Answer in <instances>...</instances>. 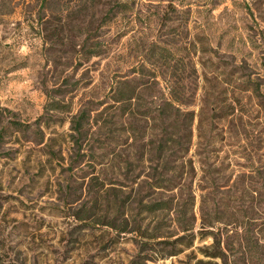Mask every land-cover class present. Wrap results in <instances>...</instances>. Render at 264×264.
<instances>
[{
    "label": "rangeland",
    "instance_id": "374dc122",
    "mask_svg": "<svg viewBox=\"0 0 264 264\" xmlns=\"http://www.w3.org/2000/svg\"><path fill=\"white\" fill-rule=\"evenodd\" d=\"M261 178L264 0H0V264H264Z\"/></svg>",
    "mask_w": 264,
    "mask_h": 264
},
{
    "label": "trees",
    "instance_id": "16d2710c",
    "mask_svg": "<svg viewBox=\"0 0 264 264\" xmlns=\"http://www.w3.org/2000/svg\"><path fill=\"white\" fill-rule=\"evenodd\" d=\"M93 51L94 53H98L96 50H93ZM136 89H137V85L134 84L131 79L123 78V79L116 80L115 83L111 85L110 87V98L112 101L111 103L117 109L122 110L123 112L129 114L130 116H134L136 112V108L138 107V104H139L137 101L139 99V96L137 95ZM178 99L179 98H177V100ZM174 101H175L174 98H163L161 102L155 103L153 105V111H155L157 115L155 117L160 118V121H162L164 124L169 125V126L175 125L176 121L180 118L183 125L185 124L186 126L188 122V125L190 126L195 116V113L193 111H188V110L182 111L181 109H179V106L176 105ZM107 106L109 105L107 104ZM210 110L212 112V107L210 108ZM174 114L176 115L174 116ZM179 114H182L183 120ZM83 117H84V114L82 113L74 121V128L77 131H81L80 127H81V121ZM160 133L167 134L169 132L168 130L166 131L160 130ZM166 143L167 141H165L164 144L160 142L157 146H152V148H155L154 151L158 152V156L160 158L165 154L164 151L166 150V148L164 147H166L165 146ZM130 167H131V163H130ZM162 167L164 168V166ZM164 180L165 178L156 177V180H155L156 181L155 183L157 184L156 186L163 187L165 185ZM261 182L264 183V178H261ZM167 201L168 200H154L150 203H143L142 199H140V204L138 205H140L141 207H144L143 209L155 212L158 210L165 209L168 206ZM126 203L127 202H125L124 200L121 201L122 206H124ZM122 229H126V226L124 225ZM152 237H155V236H153L152 234ZM183 238H184V235H181L180 237L175 239V241L179 240V244H185L186 246H188L189 245L188 243H190V240L189 241L183 240ZM159 242H165V241L162 240ZM175 251L177 252L178 250H175ZM214 255L218 256L219 252H214Z\"/></svg>",
    "mask_w": 264,
    "mask_h": 264
}]
</instances>
